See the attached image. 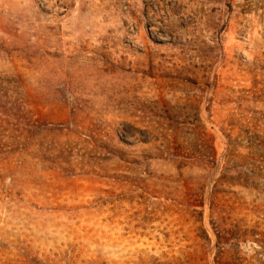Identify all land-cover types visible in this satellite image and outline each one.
<instances>
[{"label": "rangeland", "instance_id": "374dc122", "mask_svg": "<svg viewBox=\"0 0 264 264\" xmlns=\"http://www.w3.org/2000/svg\"><path fill=\"white\" fill-rule=\"evenodd\" d=\"M0 264H264V0H0Z\"/></svg>", "mask_w": 264, "mask_h": 264}]
</instances>
